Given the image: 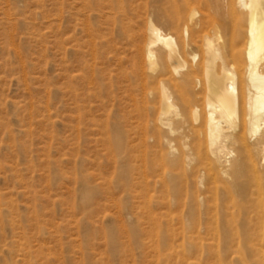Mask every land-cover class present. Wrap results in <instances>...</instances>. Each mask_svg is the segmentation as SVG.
<instances>
[{
	"label": "rangeland",
	"instance_id": "rangeland-1",
	"mask_svg": "<svg viewBox=\"0 0 264 264\" xmlns=\"http://www.w3.org/2000/svg\"><path fill=\"white\" fill-rule=\"evenodd\" d=\"M152 5L0 0V264H264V223L183 245L182 107L161 128L158 94L186 69L152 68V21L193 60Z\"/></svg>",
	"mask_w": 264,
	"mask_h": 264
},
{
	"label": "bare ground",
	"instance_id": "bare-ground-1",
	"mask_svg": "<svg viewBox=\"0 0 264 264\" xmlns=\"http://www.w3.org/2000/svg\"><path fill=\"white\" fill-rule=\"evenodd\" d=\"M152 1L158 22L185 29L183 47L193 60L187 66L180 45L152 21L147 44L152 68L157 57L162 78L171 69L177 74L186 69L171 81L173 94L167 89L158 94L161 128L171 130L165 118L175 107L173 97L182 107L183 245L222 231L230 252L242 235L253 234L252 224L257 231L264 223V0H195L198 9L193 0ZM171 175L161 172L160 184ZM155 200L151 197L150 206Z\"/></svg>",
	"mask_w": 264,
	"mask_h": 264
}]
</instances>
